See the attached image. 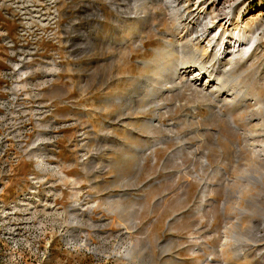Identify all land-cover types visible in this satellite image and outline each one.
<instances>
[{
    "label": "rangeland",
    "instance_id": "obj_1",
    "mask_svg": "<svg viewBox=\"0 0 264 264\" xmlns=\"http://www.w3.org/2000/svg\"><path fill=\"white\" fill-rule=\"evenodd\" d=\"M179 3L0 0V264H264V0Z\"/></svg>",
    "mask_w": 264,
    "mask_h": 264
},
{
    "label": "bare ground",
    "instance_id": "obj_2",
    "mask_svg": "<svg viewBox=\"0 0 264 264\" xmlns=\"http://www.w3.org/2000/svg\"><path fill=\"white\" fill-rule=\"evenodd\" d=\"M184 1H187L190 3L189 0H167L169 7L171 9V14L174 16V18H172V19H174V24L176 27H180L181 25H183V22L186 21V19H187L188 12H184L182 10V8H183L182 5L178 6L179 2H184ZM206 3H207L206 0H195V1H193V3H190V4H192L194 6L193 11H195L199 14V13H203L206 9H208V7L206 6ZM203 8H205V10ZM200 16L202 17V15H199L197 17H200ZM201 19H200V22H202V25H203L204 18L202 17ZM212 27H213V25H211V28ZM205 30L206 29L201 28V26L198 30H191L190 33H188V35L191 38V42H193L194 44H199L201 41H204L210 35V33H208ZM251 41H252V39L251 40L250 39H239L236 41V44L238 46V49L243 48V47L246 49L247 46H249ZM209 43H211V42H209ZM228 47H231V46L224 47V51H223L224 53L228 50ZM234 47H236V46H234ZM198 50L201 51V49L197 48L195 51L191 52L192 57H188L189 61H187L186 63H189L190 61L194 62V60H195L194 58L198 55ZM182 52H184V50ZM219 60L220 59L217 57V59L215 60V65H217V61H219Z\"/></svg>",
    "mask_w": 264,
    "mask_h": 264
},
{
    "label": "built area",
    "instance_id": "obj_3",
    "mask_svg": "<svg viewBox=\"0 0 264 264\" xmlns=\"http://www.w3.org/2000/svg\"><path fill=\"white\" fill-rule=\"evenodd\" d=\"M189 1H191V0H189ZM192 1H193V0H192ZM194 1H195V0H194ZM213 1L215 2V1H217V0H206V2H207L206 4H207V5L210 4V3L212 4Z\"/></svg>",
    "mask_w": 264,
    "mask_h": 264
}]
</instances>
